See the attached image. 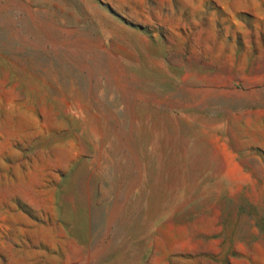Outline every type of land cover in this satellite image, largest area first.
<instances>
[{"label":"rangeland","instance_id":"374dc122","mask_svg":"<svg viewBox=\"0 0 264 264\" xmlns=\"http://www.w3.org/2000/svg\"><path fill=\"white\" fill-rule=\"evenodd\" d=\"M0 264H264V0H0Z\"/></svg>","mask_w":264,"mask_h":264}]
</instances>
